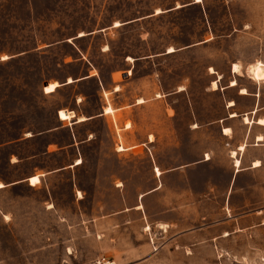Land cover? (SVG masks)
<instances>
[{
  "label": "rangeland",
  "instance_id": "1",
  "mask_svg": "<svg viewBox=\"0 0 264 264\" xmlns=\"http://www.w3.org/2000/svg\"><path fill=\"white\" fill-rule=\"evenodd\" d=\"M256 63L264 0H0V264H264V141L232 182L219 122Z\"/></svg>",
  "mask_w": 264,
  "mask_h": 264
},
{
  "label": "crops",
  "instance_id": "2",
  "mask_svg": "<svg viewBox=\"0 0 264 264\" xmlns=\"http://www.w3.org/2000/svg\"><path fill=\"white\" fill-rule=\"evenodd\" d=\"M235 64V63H234ZM91 78V76L88 74L84 79ZM68 83V82H67ZM62 85L58 83V86L56 87L55 91L57 88ZM230 86V85H229ZM235 86V85H234ZM54 92V91H53ZM246 94V93H242ZM230 103V102H229ZM232 105L228 104V107H234L235 103L232 101ZM109 107V106H107ZM106 108V107H105ZM264 109V106H260L259 104H253L250 106V108L244 109L238 113V115L235 112L228 113L227 116L223 117L220 119V133H221V138L223 142L227 145V147H222L221 149L224 152H227L229 155L230 161L233 165V172H232V182L235 181L236 177L238 178L242 174L248 173L249 170L255 168L253 166V163L255 161H258V154L263 151L262 143L264 141V123L260 124L258 123L259 119L264 120V115H260L259 111H262ZM61 110V109H60ZM59 112V111H58ZM104 112L101 111L97 114L90 115V114H85L81 116L84 118L81 121H78L77 119H74L75 124L77 123H84L87 121H90L94 118L102 117L104 115ZM252 114V116H251ZM78 113H73V118H76ZM240 115V116H239ZM256 115V116H255ZM240 117V119H239ZM238 118V119H237ZM224 129H228V132H224ZM261 136L262 140H258L257 137ZM242 147V148H240ZM209 152V151H208ZM209 156V153H206ZM205 154V156H206ZM238 159L239 160V166H235L234 160ZM211 160V157L209 156V159L204 158L203 160H199L197 162L205 164V162H209ZM181 166V165H180ZM183 167H187V163L182 164ZM242 166V167H241ZM178 167V165H177ZM158 168V167H156ZM159 170V168H158ZM174 170V169H173ZM160 171L159 175H162V171ZM165 171H172V170H165ZM157 175V174H156ZM32 176V175H31ZM30 177V176H29ZM28 177V178H29ZM27 178V181H28ZM234 179V180H233ZM20 182V181H19ZM19 182H12L10 183L11 185L17 184ZM40 183L39 182L37 184ZM36 184V185H37ZM34 185V186H36ZM5 185L2 184L0 188H4ZM160 186L157 185L156 187L152 188L151 191H154L158 189ZM142 196V195H141ZM141 208V204H137L134 209L139 210ZM122 215L120 216V218ZM114 221V216L111 214L104 218V222H110ZM110 264V262H109ZM111 264H114L112 262Z\"/></svg>",
  "mask_w": 264,
  "mask_h": 264
},
{
  "label": "bare ground",
  "instance_id": "3",
  "mask_svg": "<svg viewBox=\"0 0 264 264\" xmlns=\"http://www.w3.org/2000/svg\"><path fill=\"white\" fill-rule=\"evenodd\" d=\"M79 35H81V33L79 34ZM129 58V57H128ZM239 66L237 65V64H233V71H239V68H238ZM95 70V69H94ZM97 74V73H96ZM251 74H252V77L254 78V79H257V80H260V79H263L264 78V64H261V63H256V64H254V65H252L251 66ZM71 79H68V81H70ZM234 85H236V81L235 80H231L230 81V86H234ZM55 86H57V84L55 83ZM213 86L215 87L216 86V81H214L213 82ZM118 89V87H116V90ZM241 93H246V90L245 89H242L241 90ZM230 105H232L233 103H232V101H230V103H229ZM105 112H110L112 109L110 108V107H106L105 109ZM58 116H59V112H58ZM70 116H73V113L71 112V115ZM84 118H82V117H79L77 120L78 121H81V120H83ZM258 123H260V124H262V123H264V120L263 119H259L258 120ZM224 132H228V129H224ZM257 139L258 140H262V137L261 136H259V137H257ZM240 148H242V147H240ZM119 150H123V148L122 147H119ZM139 152V151H138ZM137 153V152H136ZM205 158L206 159H209V156H208V154H206V156H205ZM78 163H81V160H77V164ZM234 164H235V166H239V160L238 159H235L234 160ZM253 166H258V161H255L254 163H253ZM40 172V171H39ZM155 172H156V174L157 175H159L160 174V171L158 170V168H155ZM40 174V173H39ZM42 174V173H41ZM0 186H2L1 184H0Z\"/></svg>",
  "mask_w": 264,
  "mask_h": 264
}]
</instances>
